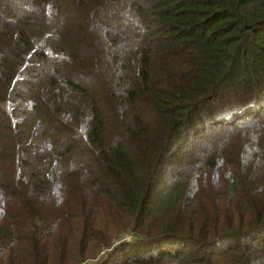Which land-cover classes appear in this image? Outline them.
<instances>
[{
	"label": "trees",
	"instance_id": "16d2710c",
	"mask_svg": "<svg viewBox=\"0 0 264 264\" xmlns=\"http://www.w3.org/2000/svg\"><path fill=\"white\" fill-rule=\"evenodd\" d=\"M62 230L264 264V0H0V264Z\"/></svg>",
	"mask_w": 264,
	"mask_h": 264
},
{
	"label": "rangeland",
	"instance_id": "374dc122",
	"mask_svg": "<svg viewBox=\"0 0 264 264\" xmlns=\"http://www.w3.org/2000/svg\"><path fill=\"white\" fill-rule=\"evenodd\" d=\"M113 209L111 208L110 211ZM67 232L62 230L59 234H55L46 238L41 242V260H47V256L50 260H52L55 256H58L60 259L61 257L64 258L62 264H74V261L79 258L81 259L76 264H115L112 260H105L106 255L104 254L105 251H98L94 247L88 249L87 242H80L78 246H83L81 249V253L76 255V247L73 244L74 240L70 243V247L68 243V237H65ZM48 249V252H43V250ZM70 256H75L73 260L70 259ZM85 256H89L88 260H85ZM11 258L8 254L6 255V261H3V264H15L14 261L8 260ZM85 260V261H84ZM83 261V262H81ZM30 264V263H29Z\"/></svg>",
	"mask_w": 264,
	"mask_h": 264
}]
</instances>
